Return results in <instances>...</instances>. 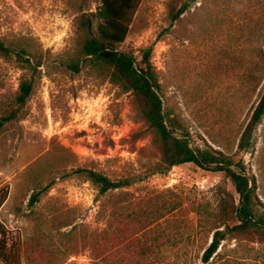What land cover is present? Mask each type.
Segmentation results:
<instances>
[{"label": "rangeland", "instance_id": "obj_1", "mask_svg": "<svg viewBox=\"0 0 264 264\" xmlns=\"http://www.w3.org/2000/svg\"><path fill=\"white\" fill-rule=\"evenodd\" d=\"M166 2L141 0L114 48L137 60L150 49L163 107L190 146L241 161L264 205V112L246 150L237 146L264 92V0H196L171 26ZM97 4L0 0V43L40 62L29 98L0 127V190L7 193L0 223L13 252L9 264H264V245L234 253L233 241L203 263L217 201L230 182L191 163L151 173L158 156L130 93L101 67L66 66L82 59L84 25ZM92 34L98 37L94 20ZM21 74L13 56L0 55V117ZM78 168L131 184L99 196L73 172Z\"/></svg>", "mask_w": 264, "mask_h": 264}, {"label": "trees", "instance_id": "obj_2", "mask_svg": "<svg viewBox=\"0 0 264 264\" xmlns=\"http://www.w3.org/2000/svg\"><path fill=\"white\" fill-rule=\"evenodd\" d=\"M140 1L97 0L95 11L90 13L92 19L87 20L84 25L86 37L80 45L82 59L67 63L66 66L72 71L84 63L88 66L101 67L107 71L111 83L130 93L135 111L150 134L149 143L158 156L151 173H164L172 166L191 163L200 169L221 172L223 178L230 182L231 189H222L217 201L216 223L212 228L210 241L202 251L203 263L218 255V248L225 241L235 243L232 249L234 253L236 247L264 245V205L258 201L254 182L245 173L242 162L233 161L209 147L190 146L185 131L163 107L159 96V83L148 60L150 49H146L137 60L132 54L114 48V45L122 42L128 33ZM195 1L167 0L168 26H171ZM93 20L98 37L92 34ZM0 55L6 59L13 56L22 70L11 106L7 113L0 117L1 127L16 117L17 112L29 98L34 87L31 74L40 62L30 59L23 49L14 50L2 43ZM263 112L264 92L239 137L237 146L240 150L245 151L248 147L250 133L259 124ZM73 172L90 182L99 196L131 184L127 179H111L88 168H78ZM6 194L5 190H0V206L5 201ZM39 194L40 191L31 193L28 199L29 206L37 201ZM161 217H154L152 222ZM144 250L151 252L150 247L139 248L136 254L143 256ZM12 256L13 252L10 246H7L5 231L0 223V258L9 264Z\"/></svg>", "mask_w": 264, "mask_h": 264}]
</instances>
